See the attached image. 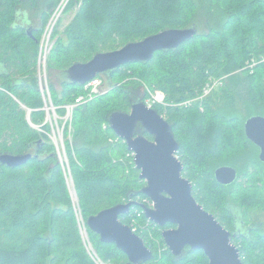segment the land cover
I'll use <instances>...</instances> for the list:
<instances>
[{"label": "trees", "instance_id": "obj_1", "mask_svg": "<svg viewBox=\"0 0 264 264\" xmlns=\"http://www.w3.org/2000/svg\"><path fill=\"white\" fill-rule=\"evenodd\" d=\"M59 1L43 9L39 0H0V155L38 154L19 167L0 164V264H96L84 244L76 209L87 224L89 217L132 196L139 204L120 220L153 251L146 264H209L203 251L187 248L178 259L168 249L164 228L149 221L142 208L150 199L141 192L146 182L140 179L132 152L109 125L112 113H130L135 102L144 101L138 95L144 86L166 95L169 106L154 109L172 126L183 175L191 181L198 203L231 232L244 264H264V232L248 217L252 209L264 210V164L258 147L246 137V120L219 107L225 100L233 108L236 90H245L255 107L250 117L264 116V63L254 73L241 71L253 57L264 56V0H199L208 16L203 31L193 24L196 0H73L78 10L61 35L56 30L48 58V72H58L61 84L58 91L49 76L59 116L65 115L64 105L85 93V86L65 78L74 63L89 62L97 53L119 50L165 30L199 29L176 50L157 52L148 63L99 76L110 91L75 109L73 132L70 123L65 128V145L77 204L55 146L31 125H43L47 118L38 56ZM222 77H228L224 87L204 101L203 111L199 103L171 106L197 97L210 78ZM43 128L50 130L48 124ZM138 134L154 140L142 127ZM252 150L258 158L249 160ZM241 160H248L243 170L237 165ZM222 166L237 170L236 182H217L215 171ZM87 229L104 263H128L116 245L101 242Z\"/></svg>", "mask_w": 264, "mask_h": 264}, {"label": "water", "instance_id": "obj_2", "mask_svg": "<svg viewBox=\"0 0 264 264\" xmlns=\"http://www.w3.org/2000/svg\"><path fill=\"white\" fill-rule=\"evenodd\" d=\"M198 33L199 29L195 26L169 29L141 41L130 42L119 50L97 53L89 62L74 63L65 71V78L72 84L85 86L95 78L126 65L148 63L157 52L176 50ZM109 125L134 154L140 179L146 182L141 192L153 204L152 207L142 205L145 216L164 228L162 237L172 254L179 259L190 248L203 251L209 264H244L239 248L232 241L231 232L194 197L193 185L184 177V165L177 156L179 143L164 116L138 101L132 105L130 113H112ZM139 127L154 140L138 134ZM244 130L248 140L258 147L259 159L264 164V116L248 118ZM37 156L32 153L2 154L0 164L15 168ZM215 178L219 184L229 186L238 179V172L234 167L222 166L215 171ZM132 198L127 203L89 217L87 226L100 236L101 242L116 245L128 257L126 264H146L153 259V251L130 226L120 220L122 215H128L139 204ZM169 224L174 227L165 229Z\"/></svg>", "mask_w": 264, "mask_h": 264}, {"label": "built area", "instance_id": "obj_3", "mask_svg": "<svg viewBox=\"0 0 264 264\" xmlns=\"http://www.w3.org/2000/svg\"><path fill=\"white\" fill-rule=\"evenodd\" d=\"M71 1L72 0H60L57 3L55 8L53 9V12L48 21V24L46 25L44 29L42 39L40 41V50H39V56H38V76H39L40 91H41V94H42V97L45 103L44 110L46 111L47 118L43 125L37 126L31 123V125L36 130H38L41 134L47 136L52 142V144L55 146L56 153L58 155L60 163L62 164L64 168L66 178L68 181L69 179L72 180V176L70 172L69 160H68V156L66 152V145H65L66 125L70 123V133H72L73 130L71 128V123L73 120V114H74L75 109L81 105L90 103L93 100H95L97 97L103 95L104 87L106 86V82L104 78L102 77H97L94 80L90 81L85 86V93L78 96L75 102L66 104L62 107L65 111V115L64 116L58 115L57 107L53 103L52 95H51V91L49 87V78L47 75L48 58L56 43L55 32L57 29H59L60 20L62 16H64L65 11L68 9ZM262 63H264V56L253 57L246 63V66L241 71H249L250 73H254L256 68ZM226 78L227 77H222L219 79L210 78L207 84L205 85V87L203 88V90L201 91V93L197 97L190 99L182 104H173L171 106L189 107V106H192L194 103L195 104L199 103L201 110L203 111L204 108L202 104L204 103V101L207 100L211 95H213L217 90L224 87ZM145 90H146V97H145L144 103L149 108H154L156 105H162L164 107L169 106V104H167L166 102V95L163 92L152 91L147 86H145ZM60 119L63 122V124L60 123ZM47 124L50 126L49 131L43 128V126ZM107 127L108 126L105 125L104 128L106 129ZM70 139H71V136H70ZM132 155L134 158L133 153ZM149 206L150 207L153 206L151 201L149 203ZM76 214H77V209H76ZM90 255L92 256L91 253ZM92 258L94 259L93 256Z\"/></svg>", "mask_w": 264, "mask_h": 264}, {"label": "rangeland", "instance_id": "obj_4", "mask_svg": "<svg viewBox=\"0 0 264 264\" xmlns=\"http://www.w3.org/2000/svg\"><path fill=\"white\" fill-rule=\"evenodd\" d=\"M52 1L53 0H39L43 9L45 8L47 3H50ZM72 2H73V0L71 1V3ZM71 3H70V5H72ZM70 5H69L68 9L65 11L64 16H62V18L60 20V23H59L60 35L64 32L68 23L71 22L73 16L75 15V13L77 12L78 7H79V5L76 3H73L72 6H70ZM196 5H198L199 8H198L197 16L193 20V24L199 25L200 29H202V31H203V30H206V21L208 18L207 11H206V8L201 5V2H199V0H196ZM57 73L58 72H54V73H52L53 75L51 74V76H50V73L47 70L48 78H49V76L51 77L50 78L51 83H53V85H55L57 90L60 91L61 90V84H60V80L58 79ZM225 82H226V80H225ZM227 83H228V81H227ZM138 90H140V93L138 94L139 97L141 99L145 100V97H146L145 86L142 88H139ZM109 91H110V85L106 84V86L104 87L103 95L107 94ZM156 91H160V90L157 89ZM234 99H235L236 104L233 108L225 100L220 102L219 107L223 108L228 114L236 115V116L240 117L241 119L247 120L251 116L252 112L255 111V109H254L255 107H254V103L252 101V97L248 94V91H245V90L237 91L236 90V94L234 95ZM142 102H144V101H142ZM60 123L63 124L61 119H60ZM246 157L249 158V160H253L255 158H258V153L255 150H252L250 153H247ZM247 162H248V160H241V162H238L237 165L239 167H242L241 169L243 170V169H245V167H246L245 165ZM260 175H261V173L258 172V176H260ZM68 182H69V187H70V191L72 194L73 201L77 204V197H76L73 181L71 179H69ZM248 217L252 221L253 225H256L259 230L264 232V210H260L257 208L252 209L248 212ZM77 220L79 223L80 232L82 233L83 238H84L83 239L84 244L87 247L88 251L94 257L95 262L97 264H106L97 256V254H96V252L92 246V243L90 241L89 234H88V229H87L88 226H87V224L84 220V217L82 216L79 208H77ZM84 223L86 226L84 225Z\"/></svg>", "mask_w": 264, "mask_h": 264}, {"label": "crops", "instance_id": "obj_5", "mask_svg": "<svg viewBox=\"0 0 264 264\" xmlns=\"http://www.w3.org/2000/svg\"><path fill=\"white\" fill-rule=\"evenodd\" d=\"M74 16H75V15H74ZM74 16H73V18H74ZM73 18H72V20H73ZM72 20H71V21H72ZM68 24H69V23H68Z\"/></svg>", "mask_w": 264, "mask_h": 264}]
</instances>
